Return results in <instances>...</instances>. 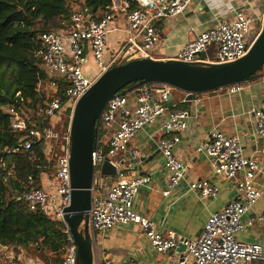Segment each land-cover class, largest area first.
<instances>
[{"label": "built area", "instance_id": "obj_1", "mask_svg": "<svg viewBox=\"0 0 264 264\" xmlns=\"http://www.w3.org/2000/svg\"><path fill=\"white\" fill-rule=\"evenodd\" d=\"M133 1L138 7L130 10V0H110L108 12L100 20H90L81 13H74L66 29L42 32L38 36L41 48L36 55L41 59L46 75L53 80L38 81L36 91H44V100L34 108V119L20 109H5L10 116L12 130L26 132L28 139L2 150L4 156H11L29 151L35 142L59 145L55 172L48 188L32 186V178L29 177V187L21 195L32 211L40 209L44 215L63 222L62 210L70 201V121L76 103L110 68L134 59H154L153 50L160 42L156 22L182 15L192 0ZM120 15L125 23L122 28H117L116 17ZM262 21L263 15L252 17L243 11H233L230 20H218L215 27L194 35L183 44L174 59L189 64H220L241 59L256 40ZM116 30H120L122 36L117 39L119 46L112 49L108 37ZM211 45L216 46L214 58L202 59L201 54ZM89 56L95 67L92 77L84 70ZM54 79L61 80L63 84ZM60 89L63 94L58 95ZM222 89L228 94L239 93L244 84H232ZM173 91L174 88L166 85H143L136 90L133 101L126 95H117L106 104L99 120V132L101 130L103 134L92 153L94 173L88 226L93 248L98 235L114 228L138 225L156 252L163 254L183 246L184 259H190L191 264H264V249L260 243L236 239L237 233L255 221L264 222V215L243 221V216L264 196V185H257L262 171L258 159L243 154L236 136H226L219 130H213L195 149L197 154L211 161L216 175L234 180L238 192L236 199L209 215L198 237L188 239L172 231L165 235L158 233L151 220L135 212L134 199L141 187L149 185L150 179L132 173V161L139 160L141 154L136 149L130 150L129 144L139 131L164 115L161 125L164 135L157 141L167 175L162 195L168 197L184 179L186 164L176 155V150L188 126L189 112L171 105ZM184 94L183 103L199 101V95ZM65 112L69 115L63 133L54 125L45 124ZM250 112L254 134L264 139V104ZM106 159L115 170L114 176L102 174L101 167ZM188 190L201 199H214L219 193L218 187L209 180L192 182ZM63 224L66 245L61 259L50 264L77 262V247L68 226ZM93 264L141 263L133 259L123 263L106 256L99 257L95 251ZM168 264L174 262L171 260Z\"/></svg>", "mask_w": 264, "mask_h": 264}, {"label": "crops", "instance_id": "obj_2", "mask_svg": "<svg viewBox=\"0 0 264 264\" xmlns=\"http://www.w3.org/2000/svg\"><path fill=\"white\" fill-rule=\"evenodd\" d=\"M233 11L261 17L264 14V0H192L182 15L162 18L156 22L160 42L153 50L154 59H174L183 44L194 35L215 27L218 20H230ZM116 21L117 28H122L125 23L123 16H117ZM120 36V30L109 34L110 48L116 49L119 46L117 39ZM215 52L216 46L211 45L201 54V58L212 60ZM89 61L93 63L90 56L84 70L91 71L94 68L95 72V67H87ZM243 84L244 89L239 93L228 94L220 89L199 95V101L196 102L183 103L184 92L175 89L172 92L171 105L187 109L189 117L188 126L176 150V155L186 164L184 179L168 197L162 195L167 175L157 148L158 139L164 135L161 125L166 115L146 126L131 140L129 149H136L141 154L139 160L132 161V173L150 179L148 186L140 188L133 208L139 215L151 220L158 233L165 235L172 231L194 239L201 233L211 213L219 211L238 197L234 180H225L216 175L212 171L211 161L195 152L196 147L213 130H219L226 136H236L242 145L243 154L258 159L262 171L257 185H264V139L254 134V120L250 112L264 104V73ZM135 94L136 90L127 95L133 101ZM124 157L127 158V154ZM199 180H209L216 185L218 196L214 199H201L189 191L188 185ZM259 215H264V196L243 216V221L255 219ZM236 239L260 243L264 249V222L255 221L252 226L237 233ZM95 251L99 257L106 256L123 263L133 259L141 264H168L171 260L174 264H191L190 259H184L185 252L181 247L163 254L156 252L138 225L118 227L98 235L93 248Z\"/></svg>", "mask_w": 264, "mask_h": 264}, {"label": "trees", "instance_id": "obj_3", "mask_svg": "<svg viewBox=\"0 0 264 264\" xmlns=\"http://www.w3.org/2000/svg\"><path fill=\"white\" fill-rule=\"evenodd\" d=\"M109 5L110 0H0V250H15L14 263L18 262V255L27 252L42 264L59 261L66 241L62 221L44 215L40 209L30 210L21 197L29 187V177L32 186L48 188L54 175L49 173L55 172L59 145L35 142L27 152L4 156V148L28 139L26 132L12 130L5 109H20L34 119V108L44 100V91H36L38 81L53 79L46 75L36 55L41 48L38 36L42 32L66 29L74 13L100 20ZM137 7V3L130 0V10ZM260 73H264V66ZM54 80L63 84L61 80ZM61 94L60 89L58 95ZM68 115L65 112L45 124L54 125L63 133ZM102 134L100 130L99 137Z\"/></svg>", "mask_w": 264, "mask_h": 264}, {"label": "water", "instance_id": "obj_4", "mask_svg": "<svg viewBox=\"0 0 264 264\" xmlns=\"http://www.w3.org/2000/svg\"><path fill=\"white\" fill-rule=\"evenodd\" d=\"M264 66V14L261 30L248 53L230 63L189 64L175 59H134L103 73L78 100L70 121V201L62 210L77 247L76 264H93V243L88 226L94 168L92 153L99 139V120L106 104L143 85H166L187 94H205L257 78ZM131 83L134 86L124 89ZM102 174L114 176L106 159ZM182 251H185L183 246Z\"/></svg>", "mask_w": 264, "mask_h": 264}, {"label": "rangeland", "instance_id": "obj_5", "mask_svg": "<svg viewBox=\"0 0 264 264\" xmlns=\"http://www.w3.org/2000/svg\"><path fill=\"white\" fill-rule=\"evenodd\" d=\"M75 9H77V7H75ZM87 67L91 69L94 67L92 61H89V63L87 64ZM85 72L87 73L89 77H92L91 74L94 73V68L91 71H86L85 69ZM53 173L54 171H51L49 175L51 174L53 175ZM14 254H16V252L15 250H12V249L4 250V251L0 250V262L2 264H32V263L39 264L40 262L37 258H35L36 256L32 255L30 252L29 253L27 252L26 254H23V256L18 255V262L14 263V259H13Z\"/></svg>", "mask_w": 264, "mask_h": 264}]
</instances>
